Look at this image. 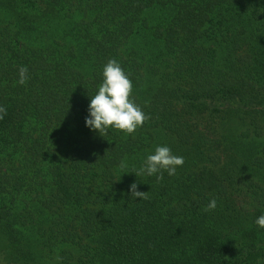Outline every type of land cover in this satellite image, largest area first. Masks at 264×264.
Returning a JSON list of instances; mask_svg holds the SVG:
<instances>
[{
  "label": "trees",
  "instance_id": "16d2710c",
  "mask_svg": "<svg viewBox=\"0 0 264 264\" xmlns=\"http://www.w3.org/2000/svg\"><path fill=\"white\" fill-rule=\"evenodd\" d=\"M112 59L131 135L85 127ZM0 105V264H264V0H0Z\"/></svg>",
  "mask_w": 264,
  "mask_h": 264
},
{
  "label": "clouds",
  "instance_id": "9594fccd",
  "mask_svg": "<svg viewBox=\"0 0 264 264\" xmlns=\"http://www.w3.org/2000/svg\"><path fill=\"white\" fill-rule=\"evenodd\" d=\"M19 79L17 83L24 85L29 76L27 67H20ZM133 85L120 64L115 60H109L103 67L102 82L98 86L95 95L90 97L88 114L85 117V127L90 131L107 133L109 129L118 130L125 135L135 133L138 127H142L148 119L142 108L130 99ZM7 114V110L0 105V119ZM184 164L182 156L174 155L168 146H156L154 151L147 154L142 166L135 170V176L147 175L156 176L157 181L164 178L166 172L168 176H174L177 169ZM128 167L126 160H122L119 168L123 171ZM137 183L130 185L131 196L136 200H143L147 193L137 190ZM217 207V201L210 199L205 212L213 211ZM255 225L264 229V214L258 216Z\"/></svg>",
  "mask_w": 264,
  "mask_h": 264
}]
</instances>
